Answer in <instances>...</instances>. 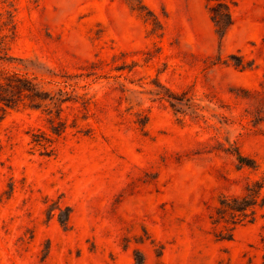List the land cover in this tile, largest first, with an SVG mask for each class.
Returning a JSON list of instances; mask_svg holds the SVG:
<instances>
[{
    "label": "rangeland",
    "instance_id": "374dc122",
    "mask_svg": "<svg viewBox=\"0 0 264 264\" xmlns=\"http://www.w3.org/2000/svg\"><path fill=\"white\" fill-rule=\"evenodd\" d=\"M234 1L219 39L208 0H141L157 30L125 0H0L1 65L85 99L61 102L57 137L55 106L0 103V264H264V205L229 239L210 217L264 192V0Z\"/></svg>",
    "mask_w": 264,
    "mask_h": 264
},
{
    "label": "trees",
    "instance_id": "16d2710c",
    "mask_svg": "<svg viewBox=\"0 0 264 264\" xmlns=\"http://www.w3.org/2000/svg\"><path fill=\"white\" fill-rule=\"evenodd\" d=\"M33 2L36 0H32ZM129 7L137 12V14L144 19H149L152 24V29H159L160 25L156 20L152 12L141 2V0H125ZM209 4V16L215 26L217 37L221 39L227 32L228 28L232 24V6L235 4L234 0H208ZM13 22H12V10L6 9L5 15L1 18L0 14V103L2 106H14L20 102L26 101L28 105L38 107L40 105L48 108V112L53 106L56 107L55 116L49 119V131L57 137L64 131L66 124L64 120H61L58 113L61 111L60 104L63 100L76 97L85 102L83 95L73 94V88L70 90H64L58 88L56 92L51 89L43 88L41 83L37 80L35 75H29L25 71L20 72L14 69H8L1 65L3 61H9L14 57L6 53V38L12 34ZM46 72L49 75H55L54 71L50 68H46ZM72 75L66 72L59 74L62 77L64 85L67 87L70 85L68 79ZM54 92V93H53ZM72 94V95H71ZM156 95L165 98H173L170 91L162 92L156 90ZM50 104V106L48 105ZM147 113L144 110H138L134 114V121L137 125L143 128L146 120ZM32 139L36 144H39L44 153L51 151V137L45 135L42 131L32 133ZM236 160L241 165L253 166L254 160L249 156L240 153L238 150H234ZM263 185L259 180H249L243 192L240 194H221L218 198L217 205L214 206L213 212L210 214L213 224L220 226L217 231L219 239H229L233 235V230L241 224L250 222L257 217L258 209L264 205V192L262 190ZM69 209L66 206L65 210L58 216V221L61 225L65 226ZM60 217V218H59Z\"/></svg>",
    "mask_w": 264,
    "mask_h": 264
}]
</instances>
